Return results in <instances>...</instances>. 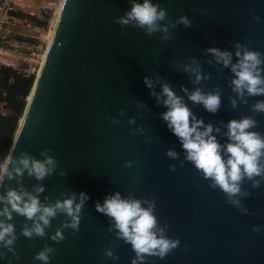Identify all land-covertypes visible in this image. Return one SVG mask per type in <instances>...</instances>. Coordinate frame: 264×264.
<instances>
[{
	"label": "water",
	"instance_id": "obj_1",
	"mask_svg": "<svg viewBox=\"0 0 264 264\" xmlns=\"http://www.w3.org/2000/svg\"><path fill=\"white\" fill-rule=\"evenodd\" d=\"M153 2L167 9L170 20L186 14L192 26L178 25L171 30L172 38L162 43V33L150 37L131 26L122 32L114 22V17L130 9L131 0L62 2L8 155L26 151L42 158L41 150L50 148L59 162L57 173L64 169L67 175L54 174L42 181L41 200L48 196L54 201L72 191H83L90 198L75 236L65 230L66 239L56 243L48 236L29 240L21 235L15 245L19 259L8 254L12 264H33L44 244L56 249L51 264H131V246L116 241L106 231L108 218L95 210L96 201L103 202L115 191L123 196L131 192L136 197H155L158 219L170 224V237L180 239V246L165 259L151 257L146 264H264V228L259 234L251 230L253 225H264V183L254 190L245 183L252 194L243 202L256 215H243L225 202L219 189L210 188L190 163L179 167L183 160L180 142L160 118L166 108L156 104L143 82L145 76L161 77L184 96L198 118L220 126L222 133L226 128L221 121L226 124L242 115H254L257 130L264 133V114L250 110L255 100L264 97L249 98L248 105L233 109L228 99L234 95L228 84L232 73L214 61L207 63L212 57L204 51L209 47L234 51V42L239 40L264 52V0ZM251 9L260 15L259 22L252 19ZM196 10H207V15ZM192 57L211 77L200 85H193L187 73L175 68L176 63ZM216 86L222 89L216 114L192 104L181 91L182 87L208 91ZM137 102L147 107H138ZM119 109L124 110L123 116ZM109 117H118L121 123L112 124ZM129 117H135L136 123L128 124ZM217 138L221 143L227 139ZM169 148L180 154L179 159L166 156ZM127 160L134 161L132 168L124 167ZM170 164L177 165L176 171L169 169ZM23 183L31 190L37 181L25 175ZM63 219L59 216L52 221L49 234ZM14 222L19 234L25 220L14 216ZM108 247L118 260L105 257ZM0 264L8 260L0 259Z\"/></svg>",
	"mask_w": 264,
	"mask_h": 264
},
{
	"label": "clouds",
	"instance_id": "obj_2",
	"mask_svg": "<svg viewBox=\"0 0 264 264\" xmlns=\"http://www.w3.org/2000/svg\"><path fill=\"white\" fill-rule=\"evenodd\" d=\"M196 11L207 15V10ZM250 14L254 21L261 20L255 9H251ZM114 22L121 26L122 32L131 26L141 29L150 37L162 33V43L172 38L171 30L178 25L184 28L192 26V20L186 14L170 20L167 9L153 0H142V3L131 0L130 9L114 17ZM204 51L212 57L207 63L212 64L214 61L222 68L230 69L232 76L228 84L234 95L228 99L233 109L239 105H248L249 98L264 97V52L239 40L234 42V51L219 47H209ZM175 68L187 73L193 85H200L203 80L211 78L210 74L203 73L202 65L195 57L189 58L188 62L176 63ZM143 82L150 89V95L155 97L156 104L166 108L160 113V118L180 142L183 160L179 167L183 168L185 162L190 163L196 173L208 181L210 188L219 189L223 193L227 204L243 215H256L243 202L252 194L244 187L246 182L253 190L259 189L264 183V133L257 130L259 125L255 116L242 115L238 119L228 120L226 124L221 121L220 124L226 128L222 133L220 126L205 123L202 118H198L184 96L178 95L161 77L153 79L145 76ZM157 84L160 85L159 92L156 91ZM181 91L188 101L202 105L211 114H216L221 108L222 89L219 86L208 91L200 87L189 91L182 87ZM137 104L138 107H147L140 102ZM250 110L254 114H264V99L255 100ZM118 112L119 116L124 115L123 109ZM109 121L112 124L121 123L118 117H109ZM127 122L133 125L136 119L129 117ZM136 131L143 133V128ZM218 135L226 137V141L221 143ZM50 152V148H44L40 152L42 158H37L21 151L18 155L11 153L0 160V259H7L8 264H12L9 253L16 259L20 257L15 245L21 235L29 240L48 236L50 240L59 243L66 239L65 230H71L70 235L73 236L79 231L83 209L90 198L87 193L72 191L62 193L63 198L54 201L48 196L44 197V201L41 200V194L45 192L42 181L54 174L61 177L67 175L64 169L57 173L59 162ZM165 154L171 160H177L180 156L173 148L167 149ZM133 164L134 161L127 160L124 167L132 168ZM176 168V164L169 165L173 172ZM25 175L37 181L31 190L23 183ZM12 181L16 182L15 186H12ZM156 207L155 197H136L131 192L123 196L119 191L107 194L103 202L95 203V210L108 218L106 231L113 233L116 241L131 246L134 252L131 264H146L151 257L163 260L180 246L178 237L172 238L167 234L170 224L167 221L163 224L160 222ZM14 216L25 220L19 234ZM59 216L64 219L49 234L47 230ZM262 228L264 225H253L251 230L259 234ZM55 253L53 246L44 244L35 253L33 264L36 261L51 264ZM104 255L114 261L119 259L111 247L104 249Z\"/></svg>",
	"mask_w": 264,
	"mask_h": 264
},
{
	"label": "built area",
	"instance_id": "obj_3",
	"mask_svg": "<svg viewBox=\"0 0 264 264\" xmlns=\"http://www.w3.org/2000/svg\"><path fill=\"white\" fill-rule=\"evenodd\" d=\"M33 1L35 2V0H0V35L8 22L30 25V20L26 16L18 15L17 12L36 16L40 19H50L51 15L57 14V7L61 5L62 0H42L52 6H37V13L33 9L27 10L29 3ZM44 50L34 44L24 51L17 48L11 51L0 47V67H11L23 75L36 77L44 59ZM13 54L17 56L14 55L13 57Z\"/></svg>",
	"mask_w": 264,
	"mask_h": 264
},
{
	"label": "trees",
	"instance_id": "obj_4",
	"mask_svg": "<svg viewBox=\"0 0 264 264\" xmlns=\"http://www.w3.org/2000/svg\"><path fill=\"white\" fill-rule=\"evenodd\" d=\"M17 13L26 16L34 25L44 27L47 24V19ZM33 80V76L23 75L11 67H0V107L3 106L6 110L4 114L0 112V160L8 155L26 105L25 97L29 93Z\"/></svg>",
	"mask_w": 264,
	"mask_h": 264
},
{
	"label": "rangeland",
	"instance_id": "obj_5",
	"mask_svg": "<svg viewBox=\"0 0 264 264\" xmlns=\"http://www.w3.org/2000/svg\"><path fill=\"white\" fill-rule=\"evenodd\" d=\"M29 4L30 5H28L27 10L33 9L35 13L38 12L37 6L39 7L44 6V5L52 6V5L47 4L46 1H42V0H35V2L33 1ZM58 10H59V7L57 8V12ZM56 16L57 14H53L51 15L50 19L44 18V19H47V24L44 27L34 25L31 21L29 22L30 24L29 26H27L26 24L20 23V22H8L7 24H5L4 30L1 32V35H0V47L4 49H8V50L17 48L19 50L24 51L28 47L34 44L36 46H40L42 49H45L44 51H46L47 46L50 41L51 31L54 28ZM14 55L17 56L16 54H13V57ZM33 77L35 80L36 77L35 76ZM34 80H33V83H34ZM32 86L29 90V93L32 89ZM29 93L25 97L26 103H27V96L29 95ZM0 112L2 114L6 113V110L4 109L3 106L0 107Z\"/></svg>",
	"mask_w": 264,
	"mask_h": 264
},
{
	"label": "bare ground",
	"instance_id": "obj_6",
	"mask_svg": "<svg viewBox=\"0 0 264 264\" xmlns=\"http://www.w3.org/2000/svg\"><path fill=\"white\" fill-rule=\"evenodd\" d=\"M64 0H62L61 1V4H62V2H63ZM60 6L61 5H59V10H60ZM58 8V7H57ZM59 10H58V12H57V15H58V13H59ZM56 18H57V16H56ZM56 22V21H55ZM54 26H55V24H54ZM53 31H54V28L52 29V31H51V36H50V40H51V37H52V35H53ZM50 42V41H49ZM46 52V51H45ZM45 52H44V55H45ZM44 55H43V58H44ZM30 95H31V92H30V94H29V96H28V99L30 98Z\"/></svg>",
	"mask_w": 264,
	"mask_h": 264
},
{
	"label": "crops",
	"instance_id": "obj_7",
	"mask_svg": "<svg viewBox=\"0 0 264 264\" xmlns=\"http://www.w3.org/2000/svg\"><path fill=\"white\" fill-rule=\"evenodd\" d=\"M11 51L14 50V49H10Z\"/></svg>",
	"mask_w": 264,
	"mask_h": 264
}]
</instances>
